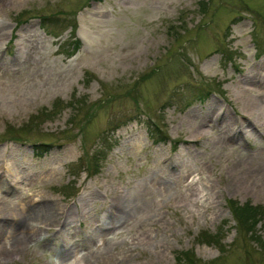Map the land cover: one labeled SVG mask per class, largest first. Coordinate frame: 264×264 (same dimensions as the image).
Segmentation results:
<instances>
[{
	"label": "rangeland",
	"instance_id": "rangeland-1",
	"mask_svg": "<svg viewBox=\"0 0 264 264\" xmlns=\"http://www.w3.org/2000/svg\"><path fill=\"white\" fill-rule=\"evenodd\" d=\"M0 172V264H264V0H0Z\"/></svg>",
	"mask_w": 264,
	"mask_h": 264
},
{
	"label": "trees",
	"instance_id": "trees-1",
	"mask_svg": "<svg viewBox=\"0 0 264 264\" xmlns=\"http://www.w3.org/2000/svg\"><path fill=\"white\" fill-rule=\"evenodd\" d=\"M96 1H100V0H96ZM50 21H51L50 18H48L43 22L45 24H48ZM74 30H75V26H71V33L69 34L71 44L69 46V51H74V50L76 51L80 45V41L74 36ZM208 93L209 92L206 91L205 95ZM152 130H153L152 132H155L156 131L155 127H153ZM158 140H162V138L159 137L155 141L158 142ZM43 152L44 151H41V154ZM227 204L229 207L230 214L232 215L235 221V225L241 226L250 235L255 233L253 229L257 223L256 214L258 213V211L255 209L256 207H253L249 204L237 205L232 200L231 201L227 200ZM200 240L205 241L207 243H213L216 246H220L221 244V238L217 237L216 232L211 234H209L208 232H202ZM174 256L177 264H198V261L193 256L192 250L177 251L175 252ZM202 264H206V263L203 262Z\"/></svg>",
	"mask_w": 264,
	"mask_h": 264
},
{
	"label": "bare ground",
	"instance_id": "bare-ground-1",
	"mask_svg": "<svg viewBox=\"0 0 264 264\" xmlns=\"http://www.w3.org/2000/svg\"><path fill=\"white\" fill-rule=\"evenodd\" d=\"M0 176H4L2 175V172H0ZM7 183H9L7 181ZM139 195V196H138ZM137 196V201L140 199V195H144V192L139 193ZM119 198V197H116ZM127 204H132V206H134L136 204V199H132L130 201H126V200H121L120 198L118 200H115V204L113 207H116L117 209L119 208L122 209L125 205ZM53 209V210H52ZM32 211V213H44L46 214L45 216L43 215V218L45 219L44 222H42L43 224H45L46 226L49 225L51 217L48 214V212L50 211H56L55 207L53 206V204H50L49 202H47V200L45 199H39V201H33L32 199H28L25 202H19L16 206V213L14 214L13 220H15L16 222H21L22 220V215L24 212L27 211ZM21 218H19V216ZM36 226V225H35ZM41 226V225H39ZM41 228V227H39ZM33 230H38V229H32L30 228V232H35ZM25 242V240H24Z\"/></svg>",
	"mask_w": 264,
	"mask_h": 264
}]
</instances>
